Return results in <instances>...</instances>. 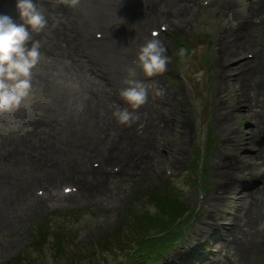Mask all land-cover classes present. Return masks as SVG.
<instances>
[{
	"label": "bare ground",
	"instance_id": "bare-ground-1",
	"mask_svg": "<svg viewBox=\"0 0 264 264\" xmlns=\"http://www.w3.org/2000/svg\"><path fill=\"white\" fill-rule=\"evenodd\" d=\"M150 1L152 0H78L75 6H69L67 0H46V2L35 0L47 23L41 32L31 33L32 39L39 41L42 55L34 72L33 88L28 98L34 99L35 95H39L40 99L34 101L27 112L20 105L11 112L0 113L2 226L9 227L11 231L17 229V212L14 213V217L9 216L14 204L23 196H25L23 200L26 199L28 193L42 182L50 192L58 185L72 183L66 179L76 178L81 183L80 192L84 195L81 201L86 202L85 192L96 188L99 189L97 194L102 197L103 188L108 182L99 176H94V179L90 180L85 178L82 170L74 169L86 167L84 163L91 154L112 157L116 152V157L123 166L126 162L123 161L125 156H127V166L131 165L130 161L136 158L135 156L142 158L146 164L155 159L154 157L162 156L156 149L157 144L160 143L159 134L165 136L172 130V123L165 121H173L175 115L168 108L164 109V106L167 105L166 100L170 99V96L177 94V90L172 85L166 84L164 71L151 76L145 75L139 65L137 54L143 41L149 37L147 26L151 28L154 21L165 20L168 22V29L184 28L187 18H192L198 7L191 3L197 0H168L167 5H164V9L157 16L147 8ZM98 5L102 13L100 19H97V22L94 20L87 22L92 15V9ZM233 5L236 7V12L230 16L226 14L227 16L222 19L223 28L217 37V43L220 44L219 49L222 54L237 55V59H234L237 65L235 68L242 66L240 72L243 71L245 74L244 78H240L242 82L245 81L241 85L244 105L252 111L251 101L256 100L259 103L261 96L264 97V84L261 85L258 80H254L258 71L262 73L261 78L264 79V51L259 59L260 64L256 66L248 65L247 61L238 58V55L241 48L246 46L244 44H249L255 39L264 47V5L257 0H249L247 9L239 4ZM0 12L7 13L17 23L20 22L15 0H0ZM122 12H125L123 16L126 21L118 17ZM171 16L175 18L172 19ZM99 20L103 22L99 24ZM104 23L111 28L110 36L113 37L110 39L113 41H107V37L101 41L91 40L89 30H96L98 25ZM126 29L130 30L133 39H126L123 35L119 37V31ZM217 31L220 32L219 29ZM262 32L263 35H257ZM96 44H100V47H91ZM116 63H119L120 68L115 66ZM216 67L217 71L223 74L224 68L221 64H216ZM53 69L58 73L56 77L50 76ZM129 69H134L135 74L129 76ZM126 78L139 80L146 88L145 102L135 109L119 96V89L128 86L124 83ZM217 79L218 88L213 96L219 97L224 95L226 82L229 80L225 77L215 78ZM247 87L251 91L259 89V94L245 90ZM49 90L50 95L47 94ZM112 92L116 93L113 96L116 97L115 102ZM29 99H25L22 103L31 101ZM248 100L249 106H247ZM80 102L84 105L83 109H78ZM223 103V97H219L217 109L223 106ZM257 106L261 111L255 112V115H259L260 120H257L256 126L253 123L254 126L247 132L246 140L249 145L258 146V150L252 155L238 154L235 161L226 160L214 166L216 176L218 172L224 178L216 184L208 198L200 200V211L205 205L211 206L207 209L210 214L207 216V221H202L200 223L202 225H197L195 222L187 240L188 247L177 250V253L166 263L158 264H176V260L183 261L184 256L193 248V238L206 241L210 239L216 244L213 249L216 252H212L209 256L197 257V264L222 262L219 255L224 250H226L223 256L226 264L256 263L253 255L259 258L257 252L260 253V248L250 247V243L253 241L264 243V108L263 104ZM117 108H127L130 112L141 111L147 130L149 132L155 130L154 137L149 139L147 135L129 126L128 131L123 134L124 140H129L127 147L122 145L124 140L120 141L114 136L116 134L110 137L112 125L118 122L113 116V111ZM217 112L218 110H216V122L220 124L223 120ZM250 117L254 122L255 116L250 115ZM178 122H180L179 128L183 127V129L174 130L186 133L187 123L182 119ZM119 129L120 127L116 133ZM141 140L146 142L143 143ZM108 143L116 144L114 151ZM75 151L83 157L80 159V154H76ZM176 156L177 153H174L173 158ZM19 158H26L32 164V169L25 171L29 172L27 176H18L25 172L13 168L14 163L18 164ZM62 162L68 165L73 163L71 167L73 170L68 166H59L58 163L62 164ZM220 168L224 171L218 170ZM245 168L254 170L253 173L258 177L254 182H248L253 180L245 172ZM58 170L60 172H57ZM104 203L109 204L111 201L107 199ZM225 204L235 206L236 214L229 221H224L223 227H220L214 220L222 216L220 205ZM222 228L225 232L221 234L219 230ZM234 244H237L236 248L232 247Z\"/></svg>",
	"mask_w": 264,
	"mask_h": 264
},
{
	"label": "rangeland",
	"instance_id": "rangeland-1",
	"mask_svg": "<svg viewBox=\"0 0 264 264\" xmlns=\"http://www.w3.org/2000/svg\"><path fill=\"white\" fill-rule=\"evenodd\" d=\"M151 2L153 0L150 3L148 2L147 8H149ZM191 3L196 6L195 1H191ZM233 4H239L246 9L249 5L248 0L214 1L210 6L199 8L195 11L192 18L188 17V21H186L185 25L183 24L185 27L182 28V31L179 32V30L174 29L161 37L162 40L169 42L172 47V50L167 52L168 54L166 55L168 59L164 70V80L166 84L172 85L177 90V94L170 96V99L166 100L167 105L164 106V109L168 108L175 115L172 118L173 121H165V123H172V130L165 136L159 134L160 143L157 144L156 149L157 153L162 156L154 157L155 159L151 160L149 165H146L142 158L135 156L136 158H133L130 162H143L144 164V169L139 175H135L129 165L126 169L121 168L116 175H85V178L90 180H93L94 176H99L102 180L108 182L107 186L103 188L104 194L102 197L97 194L99 189L96 188L85 192L86 202L81 201L82 197L84 198L83 192L63 199V205L57 209L44 208L43 206H47L48 202H45L46 204L42 202L33 210H29L27 216H23L14 231H11L7 226H2V215H0V264H15L13 263L14 258L18 256L20 262L17 264H123L130 251L133 250L132 248L135 247L126 238L129 227L136 228L133 217H128L130 209L141 211V209L146 207L150 211L159 213L161 210L158 208L155 199H153L154 203H150L148 195L147 198L145 195L152 188L163 185L172 188L173 193L176 192L177 195H182L185 204L191 208L188 215L191 219L187 223L186 221L189 218L184 223L181 221L184 229L186 228V232L183 233L184 238L176 243L171 252L161 256L160 260L153 259L148 264L166 263L168 259L177 253V250L188 247L187 240L189 239L192 226L195 222L198 225L204 220L207 221L209 214L207 209L211 207L210 205H205L200 211V200L208 198L215 189L216 184L223 180V177L219 176L218 172L216 176L214 166L220 165V162L226 160L228 162L235 161L234 156L238 154L252 155V153L256 152L254 147L259 148L253 144L249 145L248 140H246L247 132L254 126L253 123H255V126L257 123L254 120L252 122L249 116L250 111L244 105L242 97L244 92L241 89V85L245 81L242 82L240 80L245 75L243 71L240 72L242 66L235 68L237 65H235L236 63L233 64L232 61L237 59V55L222 54L219 49L220 44L217 43V37H219L223 28V25H221L222 19L236 12V7ZM226 5L227 7H225ZM124 13L122 12L118 16L121 20H124ZM92 14L94 16H91L87 22L100 19L99 16L102 13L99 5L92 9ZM171 18L174 19L175 17L171 16ZM100 22L103 21L99 20L98 23L100 24ZM191 23L196 24V26ZM148 28L149 26L146 29L148 30ZM218 29L220 32L217 31ZM122 35L126 39L130 38V30L119 31V37ZM257 35H263V32L257 33ZM257 43L258 40L255 39L249 44H244L246 46L241 48L238 58L246 50H253L258 45ZM97 46L100 47V44L91 47L98 48ZM259 59L256 56L248 60L247 64L259 65ZM216 64H221L222 68H224L223 74L219 70L217 71ZM115 66L120 68L119 63H116ZM230 73L231 77L227 78L229 81L226 82L224 95L219 96L226 100H224L223 106L217 109L216 105L219 97L213 96L214 91L218 88L216 86L218 79L215 80V78L227 77ZM261 74L260 72L255 73V79L259 78ZM247 88L245 90L252 92L249 87ZM49 93L50 90L47 91L48 95H50ZM115 94V92H112V97ZM252 94H254V91ZM38 99H40L39 95H35L34 99L29 100L36 101ZM113 100L115 102L116 97H113ZM31 101L28 102L30 103ZM261 101L264 104L263 96H261ZM252 102V106L256 105V100ZM247 106H249V100ZM28 110L29 108L25 111L27 112ZM216 110H218L217 114L223 120L220 124L216 122ZM133 113L141 116L140 133L147 135L149 139L154 137L153 131L155 132V130L150 132L147 130L142 112L138 110ZM254 116L256 115L254 114ZM179 119L187 123L188 130H186V133L174 130L183 129V127L179 128ZM121 124L116 122L112 125L110 137L115 133L117 126ZM206 126L208 131L207 146L205 145ZM220 134L223 138L227 137V140H221ZM228 134L231 139H229ZM128 142L129 140L125 139L122 145L127 147ZM141 142L144 143L146 141L141 140ZM46 151L44 150V152ZM200 151L208 154V159L205 161L204 166L201 160L197 159V154ZM75 153L77 154L78 151H75ZM174 153H177L176 158H173ZM228 153L234 156L228 158ZM178 155L181 157L179 158ZM82 157L80 154L79 158L81 159ZM98 157L103 156L95 153L91 154L84 165L88 167L89 160ZM18 162L31 163L26 158H19ZM58 165L71 168L73 163L68 165V163L62 162V164L58 163ZM166 167H170L173 170L174 174L172 176L166 175ZM202 168L203 172L201 175L200 171H202ZM218 170L224 171L221 168ZM57 172H60V170ZM245 172L253 180L248 182H254L258 178H253L254 174L250 169L245 168ZM28 173L25 172L18 176H27ZM66 180L78 185L81 191L82 186L79 180L76 178ZM107 199L111 203L105 204L104 202ZM17 202L9 215L10 218L14 217V213L17 211ZM221 208L223 210L221 222L228 221L236 214L235 206L225 204ZM127 218H129L128 221L126 220ZM174 222L170 224L172 225ZM112 230L118 232L110 235L109 232ZM152 230V234L162 231L161 228ZM119 231L122 232L121 236ZM224 232L225 229L223 228L219 230L221 234ZM55 234L61 235L63 239L64 245L61 250H58ZM179 236L182 237V235ZM256 238H259V236H256ZM38 241H40L39 243H44L42 254L37 246L39 244H37ZM192 241L193 248L184 256L183 261L176 260V264H197V257L212 255L213 248L216 247V244L210 239L206 241L200 238H193ZM254 242L250 243V247L252 246L256 249L264 248V243ZM101 243L106 245L102 246ZM232 247L236 248L237 244ZM246 250L250 251L247 248ZM248 251L246 253L250 255ZM224 254H226V250L219 255L222 262L218 264H226L224 261L226 259L223 257ZM257 254L260 257L257 258L253 255L255 258L254 262L256 261L253 264H264V256H261L259 252Z\"/></svg>",
	"mask_w": 264,
	"mask_h": 264
},
{
	"label": "clouds",
	"instance_id": "clouds-1",
	"mask_svg": "<svg viewBox=\"0 0 264 264\" xmlns=\"http://www.w3.org/2000/svg\"><path fill=\"white\" fill-rule=\"evenodd\" d=\"M77 2L78 0H67L69 6H75ZM15 7L19 23L9 14L0 12V113L19 108L30 96L34 72L42 55L40 43L32 39L31 33L41 32L47 23L35 0H15ZM164 51L163 45L156 38L149 39L141 45L137 55L145 75L151 76L165 70L168 57L164 55ZM134 74V69H129V76ZM57 75L55 69L51 70V77ZM124 83L128 86L119 89V96L133 109L143 104L146 100L143 82L126 78ZM83 107V103L80 102L78 109ZM113 116L122 124L131 123L136 119V115L127 108L115 109Z\"/></svg>",
	"mask_w": 264,
	"mask_h": 264
},
{
	"label": "trees",
	"instance_id": "trees-1",
	"mask_svg": "<svg viewBox=\"0 0 264 264\" xmlns=\"http://www.w3.org/2000/svg\"><path fill=\"white\" fill-rule=\"evenodd\" d=\"M151 202L154 203L153 199L161 210L159 213H152L149 209H144L143 212L137 214L135 216V229L131 231V234L135 237L138 236V232L141 233V237L137 239V247L133 254H130L131 264H140L142 263V259H145L144 263L146 264L151 256L155 254L156 256L163 251H166L169 246V240L166 236L156 237L151 234V230L156 227H161L164 222V217L166 216V212L184 209V206L178 202V199L171 194L168 190L159 189L157 191L151 192L149 194ZM176 201V202H175ZM135 230V231H134ZM170 233H173L171 230ZM169 236V235H168ZM57 244H60L62 238H57ZM102 246L106 244L101 243ZM61 247V245H59ZM61 249V248H60ZM14 258L13 263L17 264L20 262V259ZM129 258V259H130Z\"/></svg>",
	"mask_w": 264,
	"mask_h": 264
}]
</instances>
